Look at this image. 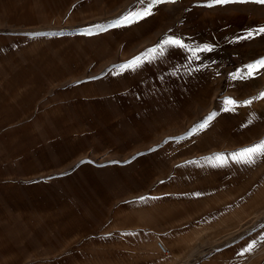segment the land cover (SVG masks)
Segmentation results:
<instances>
[{
    "label": "rangeland",
    "instance_id": "obj_1",
    "mask_svg": "<svg viewBox=\"0 0 264 264\" xmlns=\"http://www.w3.org/2000/svg\"><path fill=\"white\" fill-rule=\"evenodd\" d=\"M208 2L110 27L145 5L0 0V264H264V159H205L264 139V100L221 110L264 92V69L230 78L264 58V35L237 39L264 26V5ZM165 36L213 51L120 72ZM152 242L179 256L163 263Z\"/></svg>",
    "mask_w": 264,
    "mask_h": 264
},
{
    "label": "snow or ice",
    "instance_id": "obj_2",
    "mask_svg": "<svg viewBox=\"0 0 264 264\" xmlns=\"http://www.w3.org/2000/svg\"><path fill=\"white\" fill-rule=\"evenodd\" d=\"M177 0H140V3L144 4L145 7L142 10L130 12L122 16V18L110 25V27H119L125 24H132L139 20L144 19L153 14V9L163 3H176ZM229 3H256L260 5H264V0H209V2L205 5L207 7H212L215 5H227ZM106 30V29H104ZM264 35V26H260L258 28L252 29L248 31L243 36L238 37L237 39L240 40H247L255 38L256 36ZM179 48L183 49L186 52L192 54L193 58L199 59L197 55L200 52H211L213 51V46L210 44H205L203 46L197 45L196 47H192L191 45L187 44L181 38L174 37V36H165L161 42L150 48L147 49L144 53L133 57L130 61L126 62L119 66L120 72L123 71H135L138 68L142 67L144 63H152L157 59L164 57L165 53L169 48ZM262 69H264V58H261L253 63L247 64L244 66V69L233 73L230 75L231 79L236 80H246L255 77ZM119 74V72L117 73ZM256 100H264V92L259 93L258 96L238 101L232 97H225L222 100V111L224 112H235L239 107H249L253 104ZM219 115L218 112H211L204 120L199 122L197 125H194L192 129L188 131L182 137L170 138L174 139L177 143L181 140L188 139L192 136L198 135L200 132H203L208 128L211 122ZM255 118V114H252V117L248 120V124L242 125L243 127H247L249 124L253 122ZM167 143V141H165ZM156 149H150V151H155ZM140 155H143L141 153ZM135 159V157H133ZM209 164L214 167H223L229 164L231 160L237 164H244V165H253L258 160L264 159V139L259 140L255 144L250 146H246L244 148L239 149L233 153L225 155L223 153L213 154L210 157L205 158ZM130 162V161H129ZM187 163H196L195 161H189ZM196 195H199L198 193ZM141 200H146V197H141ZM261 240L264 241V237H261ZM256 247V241H252L245 247L239 255H244L245 253H250Z\"/></svg>",
    "mask_w": 264,
    "mask_h": 264
},
{
    "label": "crops",
    "instance_id": "obj_3",
    "mask_svg": "<svg viewBox=\"0 0 264 264\" xmlns=\"http://www.w3.org/2000/svg\"><path fill=\"white\" fill-rule=\"evenodd\" d=\"M161 244L163 246H165V248L167 249L168 252L166 254H163L160 251V249L158 247L159 244H156L155 242H152V243H150L148 245V247H147L148 253H152V254L154 253L155 254V257H157L156 254L159 253L160 254L159 255L160 257H157V258L158 259L161 258L163 263H171V262L175 261L176 258L179 256V254L178 255L177 254H173L172 251H171V249L169 248V245L166 242H161Z\"/></svg>",
    "mask_w": 264,
    "mask_h": 264
},
{
    "label": "bare ground",
    "instance_id": "obj_4",
    "mask_svg": "<svg viewBox=\"0 0 264 264\" xmlns=\"http://www.w3.org/2000/svg\"><path fill=\"white\" fill-rule=\"evenodd\" d=\"M161 246H163L162 244H160V245H158V247H159V249H160V251L163 253V254H166L168 251H167V249L165 248V246H163L164 247V249H162V247Z\"/></svg>",
    "mask_w": 264,
    "mask_h": 264
},
{
    "label": "built area",
    "instance_id": "obj_5",
    "mask_svg": "<svg viewBox=\"0 0 264 264\" xmlns=\"http://www.w3.org/2000/svg\"><path fill=\"white\" fill-rule=\"evenodd\" d=\"M162 247V249H164V247L163 246H161Z\"/></svg>",
    "mask_w": 264,
    "mask_h": 264
}]
</instances>
